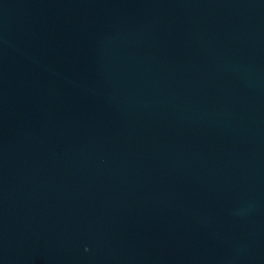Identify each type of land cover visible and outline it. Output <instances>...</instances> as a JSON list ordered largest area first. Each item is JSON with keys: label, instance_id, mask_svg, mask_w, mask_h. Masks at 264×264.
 Returning a JSON list of instances; mask_svg holds the SVG:
<instances>
[{"label": "water", "instance_id": "water-1", "mask_svg": "<svg viewBox=\"0 0 264 264\" xmlns=\"http://www.w3.org/2000/svg\"><path fill=\"white\" fill-rule=\"evenodd\" d=\"M0 264H264V0H0Z\"/></svg>", "mask_w": 264, "mask_h": 264}]
</instances>
